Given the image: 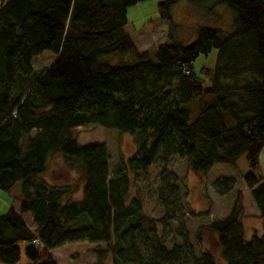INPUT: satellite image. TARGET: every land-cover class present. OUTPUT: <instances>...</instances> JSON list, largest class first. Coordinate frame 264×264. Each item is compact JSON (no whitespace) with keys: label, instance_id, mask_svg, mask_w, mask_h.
<instances>
[{"label":"trees","instance_id":"obj_1","mask_svg":"<svg viewBox=\"0 0 264 264\" xmlns=\"http://www.w3.org/2000/svg\"><path fill=\"white\" fill-rule=\"evenodd\" d=\"M137 1L0 0V188L20 183L17 207L0 213V264H58L50 250L81 240L97 243L95 260L76 264H217L204 229L214 233L223 264H264V175L253 173L264 151V0H213L229 11V30L199 25L189 42L174 36L170 7L178 0H160L170 42L153 54L124 28ZM212 48L215 64L194 70V59ZM43 50L53 60L33 68ZM90 124L129 133L133 151L110 165L106 143L77 140L75 128ZM241 154L263 231L246 236L238 195L193 237L174 224L182 209L199 216L209 208L187 204L171 158L206 175L214 162L235 164ZM55 156L77 176L50 180ZM155 162L163 213L147 219L131 176ZM233 184L221 176L214 188L223 194Z\"/></svg>","mask_w":264,"mask_h":264},{"label":"rangeland","instance_id":"obj_2","mask_svg":"<svg viewBox=\"0 0 264 264\" xmlns=\"http://www.w3.org/2000/svg\"><path fill=\"white\" fill-rule=\"evenodd\" d=\"M160 0H139L126 9L127 22L125 30L137 43L143 39L150 41L148 52L154 53L156 46L160 42H170L167 37V23L160 18L157 3ZM173 20L177 22L175 38L189 42L192 40L194 30L199 25H211L223 30H229L231 17L227 8L220 4H214L213 0H178L171 7ZM146 42V41H145ZM216 48H212L208 53H200L192 62L194 70L198 71L201 66L212 67L215 64ZM125 56H108L109 61H116ZM54 58V53L50 50H43L32 59L33 68L48 65ZM77 140L81 144L90 142H104L110 154L109 164L115 162L118 157L130 154L134 149L132 137L129 133H121L116 130L107 129L99 125L77 126L75 128ZM169 167L174 169L182 178L187 190V204L193 210L204 211L209 208V214L191 216L182 209L177 215L174 224L181 222L190 236L193 237L196 228L207 223L210 218H220L225 216L232 208L235 196L238 195L241 201V221L246 236L253 232L263 231L262 219L259 216L248 188L246 187L243 174L247 171L248 165L244 154H241L235 164L225 162H214L206 175H199L189 170L182 157L174 156L169 162ZM160 167L157 162L151 164L147 173H136L131 176L132 191L135 192L142 201L143 215L147 219L160 217L163 213L162 206L156 199L155 186L158 182V171ZM255 175H264V151L258 155V164L254 169ZM46 176L54 182L69 181L77 176L76 172L69 170L62 162L60 156H55L51 160ZM221 176H232L234 184L231 189L223 194L216 192L214 181ZM20 183L17 181L10 190L0 188V213L4 212L8 206H16L18 203ZM182 189L185 187L182 186ZM238 193V194H237ZM30 221L28 215H24ZM201 240L205 248L211 250L217 264H223L219 252V245L212 231L204 229L201 233ZM21 245V244H20ZM97 245L96 242L86 240L67 242L51 249V253L58 264L89 263L95 260V255L91 248ZM103 247L104 244L100 243ZM23 252L20 253V262L26 261Z\"/></svg>","mask_w":264,"mask_h":264},{"label":"crops","instance_id":"obj_3","mask_svg":"<svg viewBox=\"0 0 264 264\" xmlns=\"http://www.w3.org/2000/svg\"><path fill=\"white\" fill-rule=\"evenodd\" d=\"M145 41H146V42H145ZM135 43H136V42H135ZM149 43H150V41H149L148 39H143L142 42H141L140 40H137L136 45H137L138 49L143 50V49L148 48ZM17 205H18V203H17ZM17 205L14 206V207H17ZM25 214L29 216V213H25ZM25 214H24V215H25ZM29 219H30V216H29Z\"/></svg>","mask_w":264,"mask_h":264},{"label":"built area","instance_id":"obj_4","mask_svg":"<svg viewBox=\"0 0 264 264\" xmlns=\"http://www.w3.org/2000/svg\"><path fill=\"white\" fill-rule=\"evenodd\" d=\"M33 241L38 243V239L37 238H33Z\"/></svg>","mask_w":264,"mask_h":264}]
</instances>
